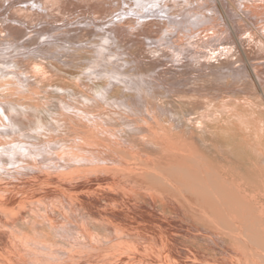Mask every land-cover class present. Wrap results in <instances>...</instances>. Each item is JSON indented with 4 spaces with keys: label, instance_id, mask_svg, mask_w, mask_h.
Instances as JSON below:
<instances>
[{
    "label": "bare ground",
    "instance_id": "obj_1",
    "mask_svg": "<svg viewBox=\"0 0 264 264\" xmlns=\"http://www.w3.org/2000/svg\"><path fill=\"white\" fill-rule=\"evenodd\" d=\"M4 2H6V5H4ZM97 21L100 22L98 23ZM57 23L62 24L63 28L73 24H79L78 27L76 26L72 30H68L69 32H78L81 39L94 33L98 34L99 32H106L107 34L105 33V38H102L106 41V44L111 42L116 44V42L120 41L119 44H122L123 48L118 47L119 53L117 55L114 54L109 58L106 54L107 49H105V52L102 51L104 49L102 46L103 49H101V53H98V60L89 65V70L91 71H84L85 73L90 74V77L95 79L97 82L104 79L105 83L102 82L103 85L105 84L104 87L101 88L96 96H92L91 98L88 95L90 97H88L89 99H78L79 102L77 105L68 106V113H61L59 115L55 114L50 111L49 108H46V106L42 103L35 108L36 114L34 116L27 115L24 112V107L22 105L33 101L31 100L33 96L26 95L22 88L35 85L37 87L41 84L40 81L36 82V77L32 75L33 71L30 72V69L33 68L39 76L43 75L41 72L43 71V66H40L42 64H32L33 66L31 65V68L29 64L22 65L18 62H10V64L6 67V64L4 63L5 67L0 65V74L3 78L0 81V88H12L14 90V94L16 93V98L7 99L8 96L5 97L7 91H4L5 96L4 93L3 95L2 93L0 94V108L3 109L5 107L7 110L9 109L6 115L3 114L5 113L3 110V113L1 112L3 116H0V135L16 136L19 134L20 138H28L29 134L27 133L30 131L35 134V136L31 135L30 137L36 138V135H40L41 139L43 136V139L46 138L45 136L47 134H51L52 132L54 135L59 133L58 137H60L62 132L68 134V136H72L71 139H69V143L76 144L77 148L69 146L75 151L71 153L72 156L69 158L70 164L68 163L69 161L67 163L70 168H73L69 171L67 168L68 165L65 167L69 171L64 177H62L64 180V190L62 189V191H64L65 195H60L58 198L60 197V199H62L61 197L64 196L68 206L75 210L78 209L75 205L76 201L80 202V208L83 207L84 203L87 204V200H85V198L88 194L86 195L85 191L92 195L103 191L101 188L103 189L105 185L102 187L100 186V183L108 181L107 179H105L106 181L101 179L103 175L106 174L109 176L113 175L115 182L120 183L121 181V183L126 186L124 190L128 194V197L138 198L140 195V198L143 200H146L147 198L150 199L153 197V192L151 191L153 190L154 194H156L155 197L158 198L161 196L164 201L166 200L165 205L162 207V209H164L163 211L168 208L175 210L177 207L178 209H183L185 207H194L197 209L198 207H195L192 201H199L198 199L201 198L198 197V193L202 195L203 190H207L205 187L209 184L201 182V178L199 177L208 178L210 176L208 169L213 166V161H216V158L213 160L210 158L211 152H214L216 147H219L220 150L231 153L234 159L238 160L235 157V154L240 153L238 151V142L236 141L237 137L230 138V135H228L229 132L227 133L226 129L222 125H218L217 122L219 116L210 112L215 107L212 109L210 108V110H208V107H205V110L208 108V111L203 114V117L201 118H195L193 116L191 118L183 119L180 123L173 124L172 122H175L174 117L176 115L175 109L177 110L178 108L175 103L178 102L179 105H182L181 108L183 109V105L186 107L189 105L186 102L190 100L187 99L189 97L194 100H196V97H204L208 101V99L210 100V97L212 99V97L217 96L218 99V96H221V93L229 94L233 92L235 96L234 101H238L236 104L239 103L240 108L237 106L239 108L238 112H236V114L235 112H233L234 114L231 113V118L233 116V119L228 118L226 121H229V119L233 121L235 120L236 127L239 130H242L243 133H250L258 128L259 126H257V120L259 117H261L259 120L262 119L264 122V0H0V57H2V59L4 57H6V59L7 57L9 58V56H4L6 54H13V56L16 54L19 57L22 55H29L27 60H33L37 63L50 62L61 65L73 63L77 56H79H76V52L83 50L84 48H88V44L86 42H82V40H77V38L76 41H66L61 39L57 33H55L56 35H51L50 33L53 31L61 32V30H63L64 32L67 30V28H61L60 30L59 28L61 25L56 26ZM254 26L256 30L252 28ZM63 32H61V34ZM37 40L42 41L40 44H42L43 47L58 46V43H60V47H58L61 48L63 52L58 53L57 56L53 53L47 54L46 50L43 49L42 46H37L38 44L36 46H32L31 42L34 44ZM92 41L94 40L92 39ZM62 43H68V46L66 47ZM106 44L103 43L105 46ZM92 55H95V53ZM52 58H54L56 62L52 61ZM105 65L112 66L114 71L110 70V72L104 73L103 71ZM125 69L128 72H126ZM46 77L48 78L49 76ZM233 86H237L238 90H231L230 88ZM117 89L122 91L120 95L114 94ZM13 90L11 92H13ZM131 93L137 95L135 96L137 99L145 98L151 100L154 105L149 107L150 104L147 105L149 102L147 103L144 99L141 103L139 100H136L137 103L135 101L133 102L135 104H132V98L129 96ZM240 93L244 96V98L242 97L243 99L241 102L239 100L240 98H237V95H240ZM223 94L222 97H226L223 96ZM79 95L80 93L78 96ZM40 96V93L36 94L33 99L38 102L40 100ZM52 98L55 97L53 96ZM70 98L72 99V97ZM231 98L233 101V95ZM166 99L171 101V107L168 106V108H164L155 104L160 103V101H164L166 103ZM220 101L219 104L216 101L218 104H216L215 108L217 114L223 110L226 112L225 109L227 108L225 107L224 109L222 107L223 104L227 103H220ZM223 101H225V99H223ZM227 101L230 100L228 99ZM188 103L191 102L188 101ZM193 107H191V109L197 108L196 106L194 108ZM59 108L61 109V106H58V109ZM168 115H170V120H168L169 122L167 126L163 124L161 118ZM44 116L48 117V119H46L47 123L44 122ZM28 124L29 126L33 125V127L28 129L29 131L27 130V133L25 134L21 133V131H23L22 129H24L23 127H25L24 125ZM229 124H231V122H229ZM260 131L261 129L259 132ZM24 132H26V130ZM55 137H51V140ZM37 138L34 142L38 141ZM14 139L10 138L9 146L15 147L20 144V148L23 150L24 146L27 148V146L30 145V139H26L28 142L24 143H21V141L16 142L15 140L18 138ZM108 139L112 141L111 145L106 144V140ZM58 141H60V139L57 140V142ZM94 151L98 152V155H94ZM196 151H199L200 154H195ZM68 152L69 151H66V153ZM71 154L68 153V155H65L69 157ZM153 154L158 157L153 158ZM8 157L10 158L9 161L11 160L13 163H11V165L14 166V161H17L15 155L9 154ZM62 157L65 158V156ZM139 157L141 159H138ZM45 159H47L46 156H39L36 159L37 161L34 160V163H41L45 161ZM61 159L62 158H60V162H62ZM155 159L164 160L168 163L167 166H179V168L175 170L174 173L166 172V165L162 168L151 166ZM54 160L55 159L52 161L50 160L47 165L50 166V164H53ZM217 160L220 159L217 157ZM35 164L23 166L19 163V165L16 164L15 166L17 171H22L27 175L29 170L39 171L38 166ZM117 164L125 165V167L123 166L124 169L119 168L123 169L126 175L124 173L123 176L119 175L123 170H120L119 174L117 170L118 176L116 179V177H114L116 171L112 170V172L114 171L115 173L111 174V172L108 173V170L110 171V166H115ZM42 166L43 165H41V167ZM52 166L54 167V165ZM88 166L94 167L89 168ZM44 169L46 168L44 167ZM10 170H12V168ZM54 170L56 169L54 168ZM57 171L58 172H55L61 174L62 176V173L59 172L61 171V168ZM39 172H41V170ZM45 172L48 174L50 171L47 170L43 173L45 174ZM9 173L10 172L8 171V174ZM19 173V175H15L19 177L20 175H23L21 172ZM53 174L55 175V173ZM39 175L41 174L39 173ZM27 177L28 176H26V180L28 179ZM34 178L35 177H32V179ZM151 178L154 180H150ZM23 180L24 179L21 178L19 181L23 183ZM16 181L18 180L16 179L15 182ZM151 181L158 184L161 182L160 184L162 187H157L156 189H152L150 187L149 189L151 190L148 189L147 191L144 188L146 185L150 184ZM31 182L32 180H29L27 183ZM11 183L14 182L12 181ZM2 185H6V183ZM22 185L21 187L24 189ZM175 185H178V187ZM1 188L5 187L2 186ZM38 188L40 189L41 187L38 185ZM138 188H141L146 192L140 194L137 191ZM209 189L210 187H208V190ZM26 190L28 191L29 189L26 187ZM33 191L34 190L30 192L32 193ZM119 191V188H115L110 190L108 193L112 196H117ZM47 193L49 192L47 191ZM208 195L210 196L211 194ZM209 196L207 197L210 198ZM12 197L8 199H16H12ZM53 197L54 196L52 195V198ZM18 202L19 201L16 203ZM50 206L53 207V205ZM180 206L183 207L181 208ZM203 207L206 208L204 204ZM140 208L143 209L142 206ZM50 209H48V211ZM131 209L132 208H130V210ZM206 209L209 210V208ZM51 212L47 214H51ZM57 214L60 215L61 213L57 212ZM152 214L155 213L153 212ZM208 214L213 216L216 215L215 213ZM74 216H76V213ZM217 216L218 218L221 217L219 214H217ZM70 217H72V215ZM25 218L26 217H24V219ZM52 218L55 219L54 217ZM158 218L162 220L161 217ZM215 219L217 220V218ZM0 220L2 221V218H0ZM79 223L76 225L79 226ZM152 223H154V221ZM163 225L164 224H162V226ZM173 225L175 226V222ZM81 228L79 227L80 230ZM175 228H177V224ZM185 229L183 227L182 231L186 232ZM83 231L85 230L83 229ZM138 234L150 237V235L147 234ZM87 235H89V233ZM89 236L85 237L90 238L91 242V237ZM161 238L166 246L170 249L172 247V254H174L176 258H179L173 260L171 264L197 263L196 260L191 258L190 254L180 250L172 243H167L165 241V237L162 236ZM62 240L64 239L62 238ZM240 247L238 250L242 251L243 254H247L244 253L245 248ZM11 249L14 250V248ZM250 250L251 249H249V251ZM2 251L4 252V250ZM15 252L17 251L15 250ZM5 255L3 256L5 257ZM8 255L10 256V254ZM241 256L245 257V255ZM245 259L244 261L246 262ZM16 260H13L14 263ZM6 264L9 263L7 262ZM150 264L170 263H165L160 260V262L157 261ZM246 264L248 263L246 262Z\"/></svg>",
    "mask_w": 264,
    "mask_h": 264
},
{
    "label": "rangeland",
    "instance_id": "obj_2",
    "mask_svg": "<svg viewBox=\"0 0 264 264\" xmlns=\"http://www.w3.org/2000/svg\"><path fill=\"white\" fill-rule=\"evenodd\" d=\"M4 5H6V2H4ZM245 15H247V14H245ZM79 20H82V19H79ZM97 22L99 23L100 21H97ZM59 25H61V26H60V28L59 27L58 28L61 30V28H63V25L60 23L56 24V26H59ZM73 25H70V26H67L64 28H67V30L68 29L72 30L76 26L78 27L79 24H76V25L73 24ZM252 28L256 30L255 26ZM67 30L64 31L66 33H64L63 30H61V32H63L62 33L63 35L59 31H53L50 34L56 35L55 33H57V35H59V37L61 39H64L66 41H70V40L76 41V38H77V40H80V41L82 40V42H86L88 44V48H84L83 50L76 52V56L77 55H79V56H77V58L71 64L61 65L58 63L54 64V63H50V62L49 63L48 62H38L37 63L36 61H33V60H27L28 59L27 57H29V55H22L19 57L16 54H14V56H13V54L12 55L6 54L4 56H9V58L7 57V59H6V57H4L2 59V57H0V65L4 66V67H5V64L7 67L8 64H10V62H18V63H21L22 65L23 64H29L31 68L34 64L35 65L42 64L40 66L41 67L43 66L42 67L43 71H41V72L43 73L44 76L43 75L38 76L37 72L35 70H33V68L30 69V72H32V71L34 72V73L32 72V75L34 77H36L35 78L36 82L40 81V83L42 85L39 84V86H37V87L35 85V86H31V87L26 86V87L22 88L23 91L26 93V95H32L33 98H35L36 94L40 93V95H41L39 98L40 100L38 102L35 99L31 98V100H33V101L26 103V104L24 103V105H22L24 107V112L27 115H33L34 116L36 114L35 108H37L42 103L44 106H46V108H49V110L55 114L59 115L61 113L62 114L68 113L69 110L67 107L70 105L71 106L77 105V103L79 102L78 99L81 100V99H87L89 96L91 98H92V96H96L98 94V92L101 90V88L104 87L105 84L103 85L102 82L105 83V81H104V79H102V80L97 82L95 79H92V77H90V74H87L85 72L91 71V70H89V65L98 60V55H99L98 53H101L100 51H101V49H103V47H104V49L102 51L105 52V49H107L106 54L108 55L109 58L111 56H113L114 54L117 55L119 53V48H121V47L123 48L122 44L121 45L119 44L120 41L116 42V44H114L112 42L106 44V41L104 39H102V38H105L106 32L105 33L99 32L98 34L94 33V34H91V35L86 36V37L81 39L79 37L78 32H74V31L69 32V30L67 32ZM88 38H89V41H88ZM90 39H91V42H90ZM92 39L94 41H92ZM40 42L42 43V41L37 40L34 42V44L31 42V44H32V46H36L37 44H38L37 46H42V44H40ZM103 43H105L106 46L103 45ZM58 44L60 45V43H58ZM63 45H65L67 47L68 43H65ZM58 46H51V47H49V46L43 47L42 46V48L46 50L47 54L53 53L54 55L57 56L58 53L63 52L61 50V48H59L60 46L59 47ZM30 48H32V47H30ZM112 51H113V53H112ZM8 53H10V52H8ZM78 53H80V54H78ZM87 53H88V55H87ZM94 53H95V55H92ZM89 54L91 55V57ZM79 57H80V59H79ZM52 61L56 62V60L54 58H52ZM87 66H88V68H87ZM113 69L114 68L112 66L105 65L103 72L107 73V72H110V70L112 71ZM116 69H118V68H116ZM87 70H89V71H87ZM117 71H119V70H117ZM125 71H126V69H125ZM83 72H84V74H83ZM126 72H128V71H126ZM45 73H47V74H45ZM130 74H132V73H130ZM46 76H49L50 78L48 77L49 78L48 79ZM2 79H3L2 75L0 74V81ZM84 83H85V85H84ZM80 84H82L83 86ZM100 84H101V86H100ZM234 87L235 86H233L230 89L231 90L232 89L238 90L237 86L235 88ZM11 89L10 88H0V94L2 93V95H3V93H4V96H5V92L7 91L6 96H5V97L8 96L7 99L16 98V93L14 94L13 89H12L13 92H11L12 91ZM79 93L81 96L80 95L78 96ZM121 93H122V91L120 89H117L116 92H114L115 95L116 94L120 95ZM222 94L223 93L220 94L221 96H218L219 97L218 99H217V96L212 97V99L210 97V100L208 99V101L204 97H202L203 99L201 97H196L197 101L194 100L193 98H190V97L187 98V99H190L188 101L191 102V103H188V101H186L187 104H189L188 106H191V107L196 106L198 109L194 108V107H193L194 109H191V107L187 106L188 108H190V109H188L185 105H183V109H182L181 108L182 105H179L178 102L175 103L178 108H177V110L175 109L176 115L174 117L175 122L174 121L172 122L173 124L180 123L183 119L191 118L193 116L195 118H201V117H203V114H205L208 110H210V108L211 109L213 107L216 108V104H217V102L219 104L220 100H221L220 103L226 102L227 104H223V106H222L224 109H225V107H227L225 109L226 112L223 110L222 112L217 114L216 113L217 111L215 108H213L210 112L219 116V118L217 117L218 118L217 123H218V125H222L226 129L227 133L229 132L228 135H230V138H232V137L236 138L237 137L236 141L238 142V151L240 153L235 154V157L238 160H235L234 157L231 155V153L223 152L222 150H220L219 147H216L215 151L211 152L210 158L212 160L216 158L215 159L216 161H213V163H214V164H212L213 166L210 169H208L210 172V176L208 178L199 177V178H201V182L209 183L207 186L210 187V189L208 190V187L206 186L205 188H207L208 191L203 190L202 195L200 193H198L199 194L198 197L203 199V200L198 199L199 201H197V200L192 201L194 203L195 207H198L197 209L194 207H185L183 209H180V208L178 209V207H177V209H175V210L168 208L165 211H163L164 209H162V207L165 205L166 200L164 201L161 196L158 198L155 197L156 194H154V191L149 189L150 187L152 189H156L157 187H162V185L160 184L161 182L158 184V183L151 181L150 184L146 185V187L144 189H146L147 191H148V189L151 190L153 192L152 193L153 197H151L150 199L147 198L146 200H143L140 198V195L138 196V198L128 197V194L124 190V188L126 186H124L121 183V181H120V183L115 182V180H114L115 178H113V175L109 176L108 174H106V175H103V177L101 179H103L104 181H106L105 179H107L108 181H106L104 183H100V186H102V187H104V185H105V187L103 189L101 188V190H103V191L97 192L94 195L85 191L86 195L88 194L85 198V200H87L86 201L87 204L84 203L83 207L80 208V206H79L80 202L76 201L75 205L78 207V209L75 210L72 207L70 208V206H68V203L66 202L64 196H63L64 201H63V197H61L62 199H60V197L58 198V196H60V195H65L64 191H62V189L64 187V185H63L64 180L62 179V177H64L65 174L68 173L69 171H71V169L73 168V167L70 168V166H69V164H70L69 158L72 156L71 153H73V151H75L71 147L77 148V145L73 144V143H69V139H71L72 136H70V135L68 136V134H65L64 132H62V134H60V137H58L59 133L55 134L56 135V137H55V135L52 134L53 133L52 132L51 134H47L45 136L46 138H44V139H43L44 136L41 139L40 135H36V138L38 136V138H37L38 141L34 142L36 140V138L30 137V136L31 135L35 136V134H33L32 132H30L28 130V129L33 127V125H31V124H30L31 126H29V124L24 125L25 126V127H23L24 129H22L23 131H21V133L25 134V133H27V130H28L29 132L27 134H29V136L26 135V136H28V138H26V137L20 138L19 134L16 136L0 135V149H3V150H0V153H1L0 154V158H1L0 159V165L1 166L5 165L2 167L0 166V179H1L0 180V186L1 187L4 186L5 188H7V189H5V188L0 187V201H3V202H0V209H1L0 210L1 211L0 218H2V221L0 220V225H1V227H0V257H1L0 263L6 264L8 262L9 264L10 263L13 264L14 263L13 260L17 259L14 264H150V263L157 262V261L160 262V260L165 262V263L171 264L173 262V260H176L179 258H176L175 255L172 254V251H171L172 247L170 249L168 246H166L164 244L163 239L161 238L162 236L166 238L165 241L167 243H170V244L172 243L175 246H177L180 250L190 254L191 258L196 260L197 263H195V264H246V262L248 264L249 263L250 264H261L262 262L264 263V128H263L264 122L262 121V119H260L261 120L260 121L259 118H261V117H259L258 118L259 123L257 120V126H259V127L256 128L253 132H250V133L244 132L243 133L242 130H239L236 127L235 120L234 121L230 120V119H233V116L231 118V113L235 112V114H236V112H238V109L240 108L239 103L236 104V102H238V101H236V100L234 101L235 96H234L233 92H231L229 94L224 93L225 95L223 94V96H226L227 98L222 97ZM75 95H76V97H75ZM132 95H134V96H132ZM229 95L231 97L233 95V97H234L233 101ZM53 96L55 98H52ZM129 96H131V98H132V104H135L133 102H135L136 100L137 101L139 100L140 103H141V101L146 100L147 103L149 102L147 105L150 104L149 107L154 105L151 100H148L145 98L137 99V97H135L137 95H135L134 93H131ZM70 97H72V99ZM242 97L244 98V96L241 95V93H240V95H237V98L238 99L240 98L239 99L240 102L243 99ZM50 98H52V99H50ZM138 98H141V97H138ZM214 98H216V99H214ZM204 99H205V102H204ZM223 99H225V101H223ZM228 99L230 101H227ZM137 101H136V103H137ZM165 101H166V103L164 101H160V103H155V104H157L158 106L164 107V108L165 107L168 108V106L171 107V105H172V104H170L171 101H169L167 99ZM200 101H202V102H200ZM71 102H73V103H71ZM197 103H199V104H197ZM164 104H166V105H164ZM191 104H193V105H191ZM207 104H209V105H207ZM235 104H236V106L234 107ZM211 105H213V106H211ZM58 106H61V109L60 108L58 109ZM205 107H208L209 109L207 108L208 110L207 109L205 110ZM228 107H229V109H228ZM2 110L5 113H3ZM233 110H235V111H233ZM7 111H9V109L7 110V108H5V107L3 109H1L0 110V116L2 115L1 112L6 115L8 113ZM228 116H230V117H228ZM44 117H45L44 122L47 123L46 119H48V117H46V116H44ZM228 118H230L229 121H226V120H228ZM161 120H162L163 124L168 126V122H169L168 120H170V115H168L164 118H161ZM224 121H225V123H224ZM229 122H231V124H229ZM226 123H228L229 125ZM225 124L228 126H226ZM262 128H263V130H262ZM260 129H261V131L259 132ZM25 130H26V132H24ZM231 132H233V133H231ZM234 133H235V135H234ZM49 135H51V136H49ZM51 137H55V138H52V140H51ZM10 138L11 139L18 138L19 140L18 139H16V140L14 139V140L16 142L21 141V143L28 142L27 140L30 139V142H29L30 145L27 146V148H26V146H24L23 150L20 148L21 147L20 144H19V146L11 147V146H9ZM33 138H34V140H33ZM59 139H60V141L57 142V140H59ZM43 142H45V143H43ZM54 142H55V144H54ZM33 144H35V145H33ZM106 144L111 145L112 141H110L108 139V140H106ZM41 145H43V146H41ZM69 146H71V147H69ZM29 148H30V150H29ZM60 148H62V149H60ZM66 151H69L68 153L71 154L69 157L67 156L68 153H66ZM18 152H19V154H18ZM94 153H95L94 155H98V152L94 151ZM9 154H14L16 157L17 161H14V166L11 165L12 161L11 160L9 161V159H10L8 157ZM65 154H67V155H65ZM195 154H200V152L196 151ZM42 155L46 156L47 159H45V161H43L41 163L35 164L34 160L37 161L36 159ZM62 156H65V158ZM152 157L156 158L158 156H155L153 154ZM217 157L220 160H217ZM60 158H62L61 159L62 162H60ZM30 159H31V161H30ZM53 159H55L53 161L54 163L50 164V166L47 165L49 163V161L50 160L52 161ZM138 159H141V158L139 157ZM26 160L31 164H29ZM157 160L158 159H155L154 163H152L151 166L162 168V167H165V165L166 166L168 165V163L165 162L164 160H158V163H157ZM18 162L21 165H23V163L25 162L24 165H29V166L32 164H35L39 168V169L38 168L37 169L39 171L41 170V172L29 170L27 172V175H26V173H23L22 171H17L15 165L16 164L19 165ZM65 162H66V164H65ZM41 165H43L42 166L43 168L41 167ZM52 165H54V167ZM67 165H68L67 168L69 171L65 168ZM121 165H122V167H121ZM123 166L125 167V165H123V164H117L115 166H110L109 167L110 171L108 170V173L111 172V174H114L115 173L114 171H116L114 177H116V179H117V176H118L120 170L124 169ZM44 167L46 169H44ZM57 167L59 170L61 168V171H59V172L62 173V176H61V174L56 173V172H58ZM93 167L90 166L89 168H93ZM111 167H114V168H111ZM119 167L123 168V169H120ZM7 168H8V170H7ZM11 168H12V170H10ZM51 168H53V169H51ZM54 168L56 170H54ZM166 168H167V169H165L166 172L174 173V171L177 170L179 168V166L174 167V166L170 165V166H167ZM64 169H66V170H64ZM47 170L50 172H48V174L45 172V174H44L43 172L47 171ZM112 170H114V171L112 172ZM117 170H118V174H117ZM8 171L10 172L9 174H8ZM31 171H33L34 173ZM179 171H180V169H179ZM241 171H243V172H241ZM19 172H21L23 174V175H20V177L16 176V175L20 174ZM39 173L41 175H39ZM53 173H55V175ZM121 173L119 175L123 176V173L125 174L124 170L121 171ZM26 176H28L27 180H26ZM32 177H35V178L32 179ZM46 177L49 179H47ZM21 178L24 179L23 183L21 182L22 180L19 181ZM16 179L18 181L15 182ZM36 179H37V181H36ZM40 179H41L42 184L40 182ZM61 179H62V181H61ZM152 179L153 178H151L150 180H152ZM29 180L30 181L32 180V182L27 183ZM38 180H39V182H38ZM12 181L14 183H11ZM24 181H26V182H24ZM59 182H61V183H59ZM230 182H232V183H230ZM5 183H6L7 187H6V185H2ZM107 183L110 186V188L107 185ZM16 185H18V186H16ZM21 185L24 187L25 190L21 187ZM33 185H35V186H33ZM38 185H39V187H41L40 189L38 188ZM47 185H49V186H47ZM10 186L13 188H11ZM175 186L178 187V185H175ZM233 186L235 189L233 188ZM20 187L22 188V190ZM26 187L29 189L28 191L26 190ZM43 187H45V188H43ZM46 188H48V189H46ZM49 188H51V189H49ZM115 188H119V190H120L117 196H112L110 193H108V192H110V190H113ZM4 189L7 191H5ZM32 190H34L33 192H35V193H33V192L31 193L30 191H32ZM122 190H124V191H122ZM47 191L49 193H47ZM137 191L140 194L146 192L141 188H138ZM54 192H55V195H54ZM50 193H53V194H50ZM208 194H211V195L209 196ZM24 195L27 197H25ZM52 195L54 196L53 198H52ZM125 196H126V198H125ZM207 196H209L210 198H208ZM10 197H12V199L16 198L17 200L16 199L9 200ZM61 200L63 202H65L66 204L63 203ZM9 201H11L12 203ZM15 201L16 202L19 201V202L16 203ZM200 201H201V203H200ZM123 202H125V203H123ZM137 202H139V203H137ZM182 202H183V200H182ZM202 203L206 206V208H209L210 211L208 209H206L205 207H203ZM131 204H133V205H131ZM50 205H53L54 208ZM47 206L50 207L51 209L48 208ZM129 206H131V207H129ZM141 206L143 207V209L140 208ZM8 207H10V208H8ZM130 208H132V209L130 210ZM38 209H39V211H38ZM48 209H50L49 210L50 212L52 211L51 212L52 215L47 214V213H50L48 211ZM68 209H71V210H68ZM145 209H147V210H145ZM13 210H14V212H13ZM180 210L182 213L180 212ZM202 210L205 212H203ZM129 211H132V212H129ZM172 211H175V212H172ZM57 212L61 213V214L59 215V214H57ZM153 212L155 214H152ZM72 213L74 215L76 213V216H74ZM208 213H215L216 215H214L215 216L214 217L213 215H210ZM14 214H15V216H14ZM68 214H70V215H68ZM139 214H140V216H139ZM217 214L221 215V217H219L220 219L218 218ZM12 215H13V219H12ZM71 215H72V217H70ZM148 215H149V217H148ZM209 215L211 217L213 216L214 218L213 217L211 218ZM27 216H28V218H27ZM32 216H34V217H32ZM24 217H26V218L24 219ZM52 217H54L55 219H53ZM158 217H161L162 220ZM215 218H217V220ZM143 220H144V222H143ZM7 221L10 223H8ZM151 221L152 222L154 221L155 224L152 223ZM170 221H172V222H170ZM223 221H225V222H223ZM174 222H175V226L173 225ZM78 223L80 224L79 226H77ZM46 224H48V225H46ZM162 224H164V225L162 226ZM176 224H177V228H175ZM11 225H13V226L15 225V226L13 227ZM74 225H76V226H74ZM172 226H174V227H172ZM79 227L80 228L82 227L81 230L79 229ZM183 227H184V229L186 227V229H185L186 232L182 231ZM83 229L85 231H83ZM174 229H177V230H174ZM79 230H80V233H79ZM56 233H58V234H56ZM88 233L91 236L87 235ZM138 233L147 234V235H150V237L142 236V235H139ZM186 233H188V234H186ZM83 235H85L86 237L87 236L91 237V242H90V238H86ZM105 235H106V237H105ZM108 237H109V239H108ZM62 238L64 240H62ZM82 238H83V240H82ZM84 239L86 242L84 241ZM240 246L245 248V251H247V252L244 251V253H247V254H243L242 251L238 250V248ZM11 248H14V250ZM246 249H248V250H246ZM249 249H251V250L249 251ZM252 249H253V251H252ZM2 250H4V252ZM15 250L17 252H15ZM122 250H123V252H122ZM261 250H262V252H261ZM1 253H3V254H1ZM8 254H10V256ZM11 254H12V256H11ZM3 255H5V257ZM16 255H17V257H16ZM241 255H245V257L241 256ZM155 257L157 260L155 259ZM9 258H10V261H9ZM243 258L244 259L246 258L245 259L246 262L244 261ZM11 259H13V260H11ZM150 260H151V262H150ZM242 261H244V262H242Z\"/></svg>",
    "mask_w": 264,
    "mask_h": 264
}]
</instances>
